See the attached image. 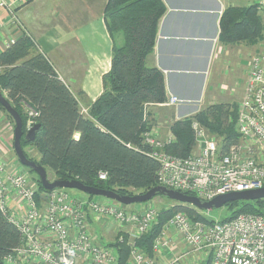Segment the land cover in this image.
<instances>
[{
  "label": "trees",
  "instance_id": "1",
  "mask_svg": "<svg viewBox=\"0 0 264 264\" xmlns=\"http://www.w3.org/2000/svg\"><path fill=\"white\" fill-rule=\"evenodd\" d=\"M166 10L164 0L106 1L104 19L113 41L111 68L103 75L102 93L89 102L86 112L82 105L84 91L74 90L62 79L29 33L19 35L0 51V89L21 114L24 131L29 119L26 107L38 112L34 117L35 124H39L35 138L28 141L23 136V148L35 147L40 155L37 162L50 169L57 179H77L121 195L143 193L160 185V164L152 156L153 148L145 142L143 134L156 123L149 104L168 98L164 73L151 63L160 20ZM220 27V40L224 44L253 45L264 38V16L257 2L229 5L222 13ZM0 110L15 126L13 117L1 103ZM237 117V104L214 103L194 115L174 120L170 128L177 140L168 150L180 156L193 152L196 143L193 120L219 137L222 150H227L240 140ZM100 173H106L107 179L102 180ZM37 182L45 189L39 177ZM156 195L171 199L164 194ZM173 201L176 203L160 208L159 222L136 241L150 256L154 255V239L178 211L209 223L228 221L241 213L264 215V198L228 202L229 213L221 219L210 216L205 209ZM122 233L116 235V242L108 240L106 244L116 247L119 264H127L131 249L127 234L119 241ZM19 243L20 230L0 210V264H7L4 256ZM210 260L208 257L207 264Z\"/></svg>",
  "mask_w": 264,
  "mask_h": 264
},
{
  "label": "built area",
  "instance_id": "2",
  "mask_svg": "<svg viewBox=\"0 0 264 264\" xmlns=\"http://www.w3.org/2000/svg\"><path fill=\"white\" fill-rule=\"evenodd\" d=\"M28 1L0 0V7L17 19V8ZM257 3L264 16V0ZM179 102L178 96L171 95L154 105L174 106ZM26 109L29 129L35 124L38 112L30 107ZM83 111L86 112L84 108ZM236 128L240 140L223 151L215 136L198 120H193L196 143L188 156L168 150L177 140L172 131L165 138L153 128L144 132V140L152 146V156L160 164V185L193 192L202 200L264 186V49L250 63ZM100 178L107 179V174L100 173ZM119 203L108 198L101 201L95 196L74 198L67 188L41 189L22 167L7 164L0 156V210L20 230V243L4 256V261L7 264H119L116 247L103 240L98 242L95 233L100 232L109 240V233L123 232L118 239L123 241V234L128 235L131 253L127 264H181L195 251L211 257L210 264H264L262 214L241 213L228 221L209 223L178 211L154 239V255L150 256L136 241L159 222L160 209L152 203L130 209ZM176 237L190 249L175 253ZM166 252L173 255L162 261Z\"/></svg>",
  "mask_w": 264,
  "mask_h": 264
},
{
  "label": "crops",
  "instance_id": "3",
  "mask_svg": "<svg viewBox=\"0 0 264 264\" xmlns=\"http://www.w3.org/2000/svg\"><path fill=\"white\" fill-rule=\"evenodd\" d=\"M106 1L29 0L17 8V19L0 7V51L12 39L29 33L62 79L74 90L84 91L82 105L87 111L89 102L102 93L103 75L111 68L113 41L104 19ZM257 1L164 0L167 10L160 20L151 63L163 71L168 96H178L180 102L174 106L152 105L156 118L153 129L161 138L171 132L174 120L194 115L210 104L242 100L250 69L248 60L263 41L224 44L220 40V20L229 5ZM14 127L0 110L3 159L14 151ZM176 245L175 253L186 247L179 237ZM172 255L166 252L162 261Z\"/></svg>",
  "mask_w": 264,
  "mask_h": 264
},
{
  "label": "water",
  "instance_id": "4",
  "mask_svg": "<svg viewBox=\"0 0 264 264\" xmlns=\"http://www.w3.org/2000/svg\"><path fill=\"white\" fill-rule=\"evenodd\" d=\"M0 103L4 106V108L13 117L15 121L13 147L14 151L16 152L19 158V161L23 165L33 169L38 173L42 185L45 189L53 190L56 188H76L85 193L92 195H100L123 204L146 202L151 200L156 194L160 193L167 195L172 200H176L182 203H189L199 209H205L207 211L213 208L221 207L231 201L256 200L264 198V186L257 189L234 191L226 194H221L211 200H202L197 195H192L179 190L168 188L164 185L155 186L143 193L139 192L134 195H121L115 190L86 185L82 181L77 179L63 180L56 178L55 180L51 181L48 177L47 169L41 163H38L35 160L28 158L22 145L23 136L28 141L34 140L36 130L39 124H34L31 128L24 131L23 119L21 114L15 109V107L11 104V102L4 95L1 89Z\"/></svg>",
  "mask_w": 264,
  "mask_h": 264
},
{
  "label": "rangeland",
  "instance_id": "5",
  "mask_svg": "<svg viewBox=\"0 0 264 264\" xmlns=\"http://www.w3.org/2000/svg\"><path fill=\"white\" fill-rule=\"evenodd\" d=\"M263 39L261 40V41H263L261 43V44H263L262 47L258 51H256L254 54H251L250 58H249V55L246 56L247 58H249V60L247 58H245L246 60H248V66L249 67H250V63H251L253 57L264 49V40ZM248 66H247V71H248ZM239 101H240V98L233 100V102H235L234 104H237L238 108H239L240 102H241V101L240 102ZM215 139H217L220 142L219 137H215ZM25 150L27 152L26 155L28 156V158H30L32 160H35L36 162L39 160L40 155H39L38 150L35 147L29 145V146H27L25 148ZM5 161L7 162V164H10V165H13V166L17 165L19 167H22L23 170L25 172H27L28 175L35 182H37V178L39 177L38 173L36 171H31L29 169V167L23 165L19 161V158H18V156H17L15 151L10 152L9 155H8V159H5ZM47 173H48V177H49V179L51 181L56 179V176L54 175V173L48 168H47ZM67 190L69 191V193L74 198H83V197L89 196L88 193L80 191V190H78L76 188H67ZM94 196H95L96 199H99L101 201H105L107 199L106 197H103V196H100V195H94ZM149 203H152L157 209H160V208L164 207L165 204L166 205L175 204L176 202L171 200V199H168V198H166V197H164L162 195H156L151 200L146 201V202H137V203H130V204L119 203V204L121 206H123V207H126L127 209H130V208H133L135 206L138 207V206H142L144 204H149ZM228 213H229V209H228V205L227 204H224L221 207L213 208V209L209 210V215L214 217V218H216V219H221V218L225 217ZM116 235H117L116 232L109 233V235H108L109 241L113 242L115 240V238H116ZM95 236H96L98 242H99V240L100 241L103 240L104 243H106V241H108L105 238V236H103L100 232L95 233ZM103 242H101V243H103ZM185 249H190V248L186 246ZM207 260H208V256L206 255L205 252H203V251H195V252H191L189 254V256L187 257V259H184L181 264H207ZM34 264H37V263H34Z\"/></svg>",
  "mask_w": 264,
  "mask_h": 264
}]
</instances>
